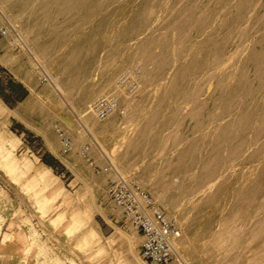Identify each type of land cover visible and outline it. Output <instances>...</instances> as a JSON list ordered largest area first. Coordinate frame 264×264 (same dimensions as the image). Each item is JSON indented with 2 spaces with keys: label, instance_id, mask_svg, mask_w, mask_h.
<instances>
[{
  "label": "rangeland",
  "instance_id": "rangeland-1",
  "mask_svg": "<svg viewBox=\"0 0 264 264\" xmlns=\"http://www.w3.org/2000/svg\"><path fill=\"white\" fill-rule=\"evenodd\" d=\"M47 1L0 0L31 88L0 121V230L31 231L23 264H148L107 193L115 171L180 227L171 264H264V137L224 167L209 165L220 92L239 76L243 102L259 89L251 60L260 54L264 70V0H81L44 19ZM195 63L205 64L198 75ZM107 95L124 117L95 118L91 103ZM167 120L158 141L150 131ZM56 126L72 141L68 154ZM142 138L155 141L145 154L135 150ZM85 146L113 169H91ZM189 150L207 169L183 163Z\"/></svg>",
  "mask_w": 264,
  "mask_h": 264
},
{
  "label": "built area",
  "instance_id": "built-area-1",
  "mask_svg": "<svg viewBox=\"0 0 264 264\" xmlns=\"http://www.w3.org/2000/svg\"><path fill=\"white\" fill-rule=\"evenodd\" d=\"M1 36L7 39L10 48L18 47L11 38V25L3 18L0 10ZM1 22V21H0ZM91 111L98 121H107L112 116H125L114 95L100 96L91 103ZM64 154L73 149L72 141L59 126L55 127ZM91 148L85 146L82 156L91 169L96 172H108L112 166L99 167L90 155ZM108 195L114 206L121 210L125 223L138 231L142 238L141 259L148 264H171L177 257L176 243L182 237L180 227L165 211L156 204L151 193L137 181L127 178L118 171L110 181Z\"/></svg>",
  "mask_w": 264,
  "mask_h": 264
},
{
  "label": "bare ground",
  "instance_id": "bare-ground-1",
  "mask_svg": "<svg viewBox=\"0 0 264 264\" xmlns=\"http://www.w3.org/2000/svg\"><path fill=\"white\" fill-rule=\"evenodd\" d=\"M80 1L81 0H48L39 7L38 15L39 17L45 19L48 18V9H53L55 7H61V9H64L70 5H78ZM78 54L79 53H77V55ZM73 58H75V56ZM252 59L253 60L251 61H253L257 71L260 73L259 89L256 93L252 94L251 99L248 102H243L242 97L247 91V83L245 77L239 76L235 79L236 81L230 89L222 90L220 92L221 96L215 104L220 112L222 123L220 124L219 131L214 136L212 145L210 147L212 160L209 165H221L224 167L226 164L225 162L228 160L231 161L235 157H243L248 148L251 150V147H248L250 142L251 144L253 142L255 144L257 139L264 137V102H260V98L264 97V70L262 67L260 54H255ZM204 66V63L194 64L197 75L204 70ZM176 81L177 83H175V90L176 95L179 96L180 89L178 88L180 87L182 91L186 89V86L182 84V72L177 73ZM261 101L264 100L262 99ZM170 121L171 120H167L161 125H158L155 128L153 127L150 131L151 134H153V138H157L159 141V136L161 135L162 130L170 125ZM255 128H257V131L253 134ZM242 136L243 140H241ZM143 139L144 138H142L138 147L135 149L137 153L139 152L141 154H145L150 148H152L151 146H153V143L155 142L152 141V138L147 140ZM199 152L200 151L194 152L189 150L183 163L189 166L191 169H207L208 165L203 164L196 157L197 153ZM208 181L214 182L219 181V179L216 178L215 173H213L208 178ZM237 196L239 198V192L237 193Z\"/></svg>",
  "mask_w": 264,
  "mask_h": 264
},
{
  "label": "crops",
  "instance_id": "crops-1",
  "mask_svg": "<svg viewBox=\"0 0 264 264\" xmlns=\"http://www.w3.org/2000/svg\"><path fill=\"white\" fill-rule=\"evenodd\" d=\"M12 50L8 41L0 33V121L1 115L5 116L7 112L16 110L31 95L28 80L24 78L20 64ZM15 124L22 126L23 123L16 121ZM10 132L21 137L25 134L21 132V127H10ZM46 164L49 165L48 162ZM50 167L46 169L49 170ZM5 226L6 223H3L0 230V264H23L24 256L29 250L28 243H30V249L33 248L31 231L22 232L13 229L10 231ZM14 237H16L17 244L10 245ZM37 250L35 249L36 253Z\"/></svg>",
  "mask_w": 264,
  "mask_h": 264
}]
</instances>
